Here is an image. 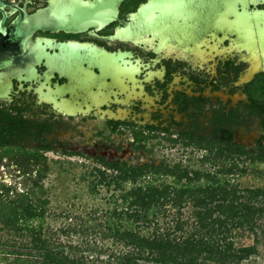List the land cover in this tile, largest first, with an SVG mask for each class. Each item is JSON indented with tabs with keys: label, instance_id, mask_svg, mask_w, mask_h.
Here are the masks:
<instances>
[{
	"label": "flooded vegetation",
	"instance_id": "obj_1",
	"mask_svg": "<svg viewBox=\"0 0 264 264\" xmlns=\"http://www.w3.org/2000/svg\"><path fill=\"white\" fill-rule=\"evenodd\" d=\"M61 5L0 0V168L55 151L174 163L118 155L180 140L259 152L264 0H123L118 19L71 29L53 24Z\"/></svg>",
	"mask_w": 264,
	"mask_h": 264
},
{
	"label": "trees",
	"instance_id": "obj_2",
	"mask_svg": "<svg viewBox=\"0 0 264 264\" xmlns=\"http://www.w3.org/2000/svg\"><path fill=\"white\" fill-rule=\"evenodd\" d=\"M259 149H243L241 154L262 160L263 139ZM33 157L43 166L36 170L33 191L11 197L15 187L0 184V264H239L257 252L255 228L264 216V205L258 204L264 201V188L240 190L228 176L233 167L216 158L204 155L198 161L210 162V167H198L195 155L141 166L100 157L105 169H97L99 180L92 181L89 190L102 186L112 194L102 205L73 214L66 226L54 231L45 215L49 200L35 190L45 194L41 180L50 166L43 155ZM22 168L31 178L34 170ZM107 168L120 174L108 177ZM151 170L163 179L147 176ZM165 177L172 182H165ZM190 203L193 219L184 220ZM246 230L253 233V243L239 244ZM79 234L97 235L103 243L71 244L69 235ZM94 252L99 255L91 257Z\"/></svg>",
	"mask_w": 264,
	"mask_h": 264
},
{
	"label": "rangeland",
	"instance_id": "obj_3",
	"mask_svg": "<svg viewBox=\"0 0 264 264\" xmlns=\"http://www.w3.org/2000/svg\"><path fill=\"white\" fill-rule=\"evenodd\" d=\"M157 147L160 151L158 152L155 149L156 153H153L152 156L148 154H140L139 156L130 155L127 152L124 154H119L118 156L122 160L128 158L133 164H135L136 162H145L151 158H154L156 162H159V160L162 158L178 160L195 155L197 158H195V166L210 167V162L202 163L198 161V158H202L204 155H206L211 159L216 158L222 165L233 167L228 176L231 182L236 183L240 190H243L244 188H264V159L259 160L257 157H249L243 154L230 153L215 146H203L199 149L198 144H196L194 148L190 150L181 143V140L178 149L168 151L166 145H159L156 146V148ZM208 150L209 152L211 151V153L205 154ZM168 152L169 154H167ZM44 156L46 157L47 164L50 166V170L44 174L41 180V183L44 186L43 188L45 190V194L41 191H38V188H35V190H37L36 194L49 200L45 215L48 220L47 225L52 226L51 230L56 231L61 226H66L67 222L73 218V214L75 213H79L80 211L85 213L91 207L95 206V204L102 205L106 196L112 194L110 190L107 191L105 187L103 188L102 186H100L99 190L96 192L89 190V184L92 181L99 180V172L97 169H105V166L99 160L93 159L89 155L78 156L70 153H63L61 151L50 152ZM113 156L115 155L111 154V157ZM27 157V155H20L19 160L22 162L24 161V158ZM128 163L129 165L131 164L130 162ZM19 167L21 166L19 165ZM40 168H43L42 162H40L38 166L35 167L31 178H28V176L24 175L23 172L19 171V169L15 168V166L12 167V165H10L9 169L2 167L0 168V184L4 182L12 188L15 187L13 191H10L11 197L17 195L16 193L18 192H31L34 190V179L37 178L38 174L36 170ZM106 172L108 177L113 175L118 176L120 174L118 171H114L110 168H107ZM147 176H159V178L163 179V176L161 174L157 175L154 170H151ZM164 179L165 182H172L173 180L170 177H165ZM128 184H130L129 180L126 182V185ZM111 188H113V186H111ZM31 194L32 197L36 195L35 193ZM258 204L264 205V201L258 202ZM192 209V203L185 206V212L183 215L184 220H186L187 217L193 219L191 212ZM70 211L72 213L68 215ZM259 222L261 225L255 228L259 237L257 252L248 259L239 262V264H264V216L259 219ZM235 231L241 232L242 230L240 231V229H237ZM61 238L67 241V236L64 234L61 236ZM253 240V233L250 230H246L245 235L241 239H238V243L249 245L253 243ZM83 241H89L90 244L94 242V244L96 243L98 245L103 243L102 239L97 235L96 237L95 235H69V242L73 245ZM106 243L109 245L112 244L111 240L106 241ZM90 255L91 257H96L99 254L98 252H94ZM105 258H107V255L103 254L101 259L104 260Z\"/></svg>",
	"mask_w": 264,
	"mask_h": 264
},
{
	"label": "water",
	"instance_id": "obj_4",
	"mask_svg": "<svg viewBox=\"0 0 264 264\" xmlns=\"http://www.w3.org/2000/svg\"><path fill=\"white\" fill-rule=\"evenodd\" d=\"M123 0H91L89 4H83L75 7H65L66 1L59 0L62 3L58 18H55L54 25L56 27L71 29L79 28L92 20L103 22L118 19L119 7ZM48 22H36L38 28H44ZM4 29V27H3ZM21 34V33H20Z\"/></svg>",
	"mask_w": 264,
	"mask_h": 264
}]
</instances>
